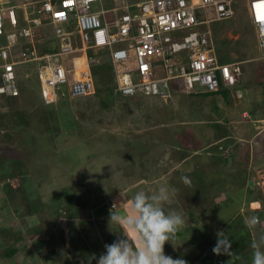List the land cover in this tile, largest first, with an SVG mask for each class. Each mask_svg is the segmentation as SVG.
Listing matches in <instances>:
<instances>
[{
	"label": "rangeland",
	"instance_id": "obj_1",
	"mask_svg": "<svg viewBox=\"0 0 264 264\" xmlns=\"http://www.w3.org/2000/svg\"><path fill=\"white\" fill-rule=\"evenodd\" d=\"M247 2L236 0L234 18L211 25L219 54L244 62L242 80L231 91L63 100L45 106L48 114H33L28 124H18L20 118L8 107L0 109V255L11 247L17 251L0 257V264H97L106 254L104 246L123 238L121 227L109 223L112 206L127 212L136 192L162 185L178 189L167 207L188 219L175 248L165 244L167 256L174 259L175 252L186 251L189 263L251 264L248 246L231 258L215 255L217 242H212L220 229L230 238L243 232L238 214L248 179L259 187L258 217L264 221V126L259 122L264 120V56ZM104 6L111 8L113 0ZM42 30L47 40L38 46L48 52L53 28ZM25 68L18 72V104L29 111L41 102L40 87L32 66L27 75ZM111 76L112 82L97 87L110 88L115 84ZM48 108H55L52 114ZM181 177L191 183H181ZM217 195L228 201L221 199L217 208L202 204ZM193 199L202 210L196 211ZM35 203L42 209L33 214ZM255 207L260 206L254 203L245 217ZM210 220L213 227L204 225ZM251 233L255 239L264 227ZM232 248L240 250V244L234 241Z\"/></svg>",
	"mask_w": 264,
	"mask_h": 264
},
{
	"label": "built area",
	"instance_id": "obj_2",
	"mask_svg": "<svg viewBox=\"0 0 264 264\" xmlns=\"http://www.w3.org/2000/svg\"><path fill=\"white\" fill-rule=\"evenodd\" d=\"M104 1L0 0V96H19V68L29 65L47 106L94 96L92 69L105 63L126 99L215 93L238 82L242 63L221 61L211 28L234 18L236 0ZM246 8L264 56V0ZM45 26L54 34L48 52L38 46Z\"/></svg>",
	"mask_w": 264,
	"mask_h": 264
},
{
	"label": "clouds",
	"instance_id": "obj_3",
	"mask_svg": "<svg viewBox=\"0 0 264 264\" xmlns=\"http://www.w3.org/2000/svg\"><path fill=\"white\" fill-rule=\"evenodd\" d=\"M220 58L224 64L235 63L224 62L221 55ZM239 63H242L243 74L244 62ZM242 74L235 86H222L215 93H176L174 96L218 94L223 90L231 91L241 82ZM243 114L245 118L249 115L248 112ZM259 122L261 126H264V120ZM180 180L183 184L191 183L188 177H181ZM177 191L178 189L171 185H162L151 192L138 191L131 198L127 212L117 211L118 206L114 204L110 209L109 223L121 227L123 234L119 236L123 238H118L111 245L106 244L104 246L106 254L99 257L97 264H188L182 257L173 259L171 256H167L164 251L166 243L172 244L175 248L174 242L178 233L188 224V219L181 212L167 207L168 202ZM243 223L245 228L251 232L264 227V221L256 215L245 217ZM216 237L217 243L213 248L215 255H226L231 258L237 256L232 251V242L228 233L219 230L216 232ZM251 248L253 250L251 264H264V233L252 240Z\"/></svg>",
	"mask_w": 264,
	"mask_h": 264
},
{
	"label": "trees",
	"instance_id": "obj_4",
	"mask_svg": "<svg viewBox=\"0 0 264 264\" xmlns=\"http://www.w3.org/2000/svg\"><path fill=\"white\" fill-rule=\"evenodd\" d=\"M50 48L51 49L52 48L55 49V44H51ZM39 49H43L44 50L45 48L39 47ZM223 61L224 62H229V61H227L224 58H223ZM28 72H29V70H27L26 75H27ZM92 72H93V75H94V80H95V85H96V94L94 96H98V95L100 96L101 95L103 97V101H105L107 98H111V97H115L116 98V97L119 96V94L115 90V84H113L110 88H107L106 89L107 92H106V90L103 91L99 87H97L100 84L105 86V84H107V82H112L111 74L113 73V69H112V66L109 63H105V64H101V65L93 67ZM113 75H114V73H113ZM18 81H19V79H18ZM0 82H1V79H0ZM17 84H18L19 89L21 90V86L19 85V83H17ZM103 94H105V96H103ZM1 96H3L2 99H1V100H3V102L2 103L0 102V109L4 108V107H8L10 109V111H12L13 114L17 115L20 118L21 121H19L18 124L20 122H23L24 124H28L29 120H30V117L33 114L35 115L39 111H41L42 113H45V114L49 113V112H45L44 111L46 105L44 104V101H43V99H42L40 94H39V97H40L39 100H41L40 104L39 105H33L32 106L33 109H31L29 111H24L23 109H20V105L18 104V100H19L18 96L17 97L7 96V95H1ZM48 109L52 111L55 108H53V109L52 108H48ZM1 111L2 110H0V114L2 113ZM52 113H53V111L50 114H52ZM251 113H254V111H252ZM227 141H230V139H227ZM233 155L234 154H232L231 156H233ZM6 173L9 176H13L12 173H10V174L8 172H6ZM249 184H250L249 185V191H250V193H253V190H256L257 186H256V184L255 185H252V183H249ZM9 186L12 187V184H9ZM32 205H35V207L33 206V208L30 210L33 214H36L39 210L42 209V206H41V208H40V206L36 207V203L32 204ZM34 211L36 213H34ZM253 214L257 215L256 211ZM18 215H19V213H17L16 216H18ZM177 236H184V235L180 232V233H178ZM4 250H7V249H4ZM16 252H17L16 248L15 247H11L7 252H5L6 253L5 255H0V257H1V259H3V257L10 258ZM8 258H5V259L7 260Z\"/></svg>",
	"mask_w": 264,
	"mask_h": 264
},
{
	"label": "crops",
	"instance_id": "obj_5",
	"mask_svg": "<svg viewBox=\"0 0 264 264\" xmlns=\"http://www.w3.org/2000/svg\"><path fill=\"white\" fill-rule=\"evenodd\" d=\"M261 124V123H260ZM262 127V126H261ZM261 127L259 128V129H261ZM258 129V130H259ZM247 171V170H246ZM248 178H249V176H248ZM247 178V179H248ZM254 178H256V180H257V177L256 176H254L252 179H254ZM251 179V180H252ZM249 181H250V179H248L247 180V182H246V185H245V191L243 192V195H244V198L241 200V210L239 211V214H238V217H242V215H243V221H244V218H245V212H246V214H247V212L249 211V208L254 204V203H257V204H259V206L260 207H258V208H256L255 207V209H252L253 211V213L256 211V213H257V215L256 216H260V211L262 210V207H261V205H262V202L259 200V198H258V196L260 195V190H259V187H256V190H259L258 192H253V193H249L250 191H249ZM221 199L222 200H225V202H226V200L228 201V199L226 198V196H221V195H217V196H213L209 201H207V202H203L202 204H205V203H207L206 205H210L211 206V208H214V207H216L217 208V204H220L221 203ZM195 199H193L192 200V205H195V209H196V211H200V210H202L203 208L201 207L202 206V204H201V206H200V204L199 203H197V201H194ZM212 201V202H211ZM194 203V204H193ZM205 205V206H206ZM200 207H201V209H200ZM209 210V209H208ZM207 210V211H208ZM245 210V211H244ZM215 212V211H214ZM243 212V213H242ZM207 213V212H206ZM216 213V212H215ZM217 214V213H216ZM187 216H188V214H186ZM253 215V214H252ZM249 216H251V215H249ZM233 217V216H232ZM231 216H229V218L231 219L232 218ZM197 221V218L194 216V221H193V223L194 222H196ZM243 221H242V228H243V232L241 233H239L236 237H231L230 238V240H231V242H232V246L234 245V241L235 242H238V244H240V250H235V249H233L232 248V251H240L241 253L243 252V247H246V246H248L247 248H249V250L248 251H250L251 252V256H252V248L250 249V245H251V242H252V240L254 239V238H252V233L248 230V229H246L245 228V226H244V223H243ZM192 224V223H191ZM230 224H231V220H230ZM199 225H201L200 224V221H199ZM204 225H207V226H211V227H213V225H214V223H213V221L212 220H210V221H207V222H205V224ZM220 230H223V229H220ZM94 234V236H93V239H97L98 238V236H96L95 235V233H93ZM197 239H199V237L197 238ZM200 240H204L203 238H201V239H199L198 241H200ZM195 242V241H194ZM212 242L215 244L216 242H217V237L216 236H213V240H212ZM242 243V244H241ZM249 244V245H248ZM213 245V244H212ZM242 245H243V247H242ZM174 254H176V256L174 257V259H178V258H183V259H185L187 262H188V264H198L200 261H197L196 263H189V259H188V254H186V251H184L183 253H181V252H175ZM57 255V253H55V255H54V257ZM173 255V254H172ZM192 255H194V251L192 252ZM58 257V256H57ZM244 257H245V254H244ZM52 261V260H51Z\"/></svg>",
	"mask_w": 264,
	"mask_h": 264
}]
</instances>
